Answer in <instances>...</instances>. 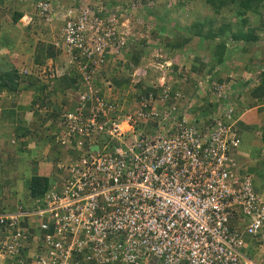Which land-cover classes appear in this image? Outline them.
Segmentation results:
<instances>
[{
    "label": "built area",
    "instance_id": "1",
    "mask_svg": "<svg viewBox=\"0 0 264 264\" xmlns=\"http://www.w3.org/2000/svg\"><path fill=\"white\" fill-rule=\"evenodd\" d=\"M142 3L78 0L59 6V13L49 0L36 4L48 20L64 18L63 51L82 82L76 109L61 115L64 132L56 138L62 144L75 134L88 138L81 156L61 165L58 186L36 201L40 230H47L50 220L54 228L42 237L37 262L259 264L242 262V248L245 236L257 235L264 225V193L254 191L251 174L237 169L231 148L240 138L227 122L232 108L221 104L202 132L186 108L154 106L169 95L163 76L159 98L141 96L133 110L99 96L91 84L105 54L119 53L126 44L130 14ZM170 65L164 60L155 66ZM209 91L222 98L226 86L212 82ZM88 100L92 105L85 115ZM21 215L0 210L1 256L17 253L30 240L20 227ZM233 218L245 222L243 228L233 227Z\"/></svg>",
    "mask_w": 264,
    "mask_h": 264
},
{
    "label": "crops",
    "instance_id": "2",
    "mask_svg": "<svg viewBox=\"0 0 264 264\" xmlns=\"http://www.w3.org/2000/svg\"><path fill=\"white\" fill-rule=\"evenodd\" d=\"M76 1L52 0L58 13L59 6ZM35 2L0 0V66L13 67L18 74L16 87L0 92V210L24 212L20 227L32 236L19 254L0 255V264H38L41 239L54 228L51 220L47 230L39 228L40 218L33 215L37 204L30 196V179L44 176L50 185L58 186L55 182L64 174L61 165L78 158L88 142L79 134L69 144L56 138L64 132L61 115L76 109L82 82L75 63L57 47L64 19L58 14L45 20L36 14ZM156 16L153 10L133 15L132 42L118 57L106 55L97 72L96 88L106 99H119L124 109L133 110L141 96L153 93L159 98L163 88L158 81L164 76L169 95L154 106L187 108L192 124L203 130L221 104L230 106L232 115L227 122L240 138L238 146L231 148L237 169L251 174L254 191L264 193V33L255 43L228 39L224 46H218L219 38H208L215 27L203 32L174 26L168 37L160 28L147 29L146 22L135 26L137 17L147 21ZM164 60L171 64L169 68L153 67L156 61ZM212 82L226 86L225 97L210 93ZM91 105L88 100L85 115ZM79 141L82 148L76 147ZM230 224L241 229L245 222L233 218ZM244 240L242 262L264 264V225L257 235H246Z\"/></svg>",
    "mask_w": 264,
    "mask_h": 264
},
{
    "label": "trees",
    "instance_id": "3",
    "mask_svg": "<svg viewBox=\"0 0 264 264\" xmlns=\"http://www.w3.org/2000/svg\"><path fill=\"white\" fill-rule=\"evenodd\" d=\"M38 1L39 0H36L34 9ZM112 1H116V0H112ZM204 4L208 6L210 9H212V11L216 14L223 12V10H227L231 15H235V17L237 18V21L236 23H234V25H232L230 22L224 23L223 25L216 28V30L213 33H210V35H208L210 41H215L216 38L220 39L217 42L218 46H224V43L227 41V39L233 41L243 40L245 42L255 43L257 40L261 39V36H263L262 33H264V24L261 26L260 23L258 26H254L251 18L252 16H257V18L261 19L260 18L261 13L259 9L260 7H264V0H204ZM35 11L37 13V10ZM17 16L15 17V20L18 19ZM213 28L214 27L212 26L211 29ZM59 42L61 43L58 44L57 46L58 50L64 52L63 50L65 48H63L62 38ZM74 53L78 57L79 54L78 50H74ZM80 57L81 55H79V58ZM81 60L82 62H86V58L84 57H81ZM105 62L106 60H104V62L98 66V70L101 68L102 65H104ZM97 72L96 75L93 76L91 84L93 85L94 89L98 91L99 89L96 88L95 86V82H96L95 80L97 79ZM17 78H18V74L16 69H14L13 67L2 68L0 66V92L13 90L17 85ZM98 95L104 97V95L100 91H98ZM109 100H112V98H109ZM116 100H118L119 103H122L124 105V103L119 99ZM198 130L202 132L204 131L202 128H198ZM66 175L67 174L65 173V176ZM55 183H59V180H57ZM50 184L51 183H49V178L47 177L38 176V175L33 176L30 179V196L36 199L42 198L45 192L50 188L51 186ZM21 249L17 253H13L9 255L19 254V252H21Z\"/></svg>",
    "mask_w": 264,
    "mask_h": 264
},
{
    "label": "rangeland",
    "instance_id": "4",
    "mask_svg": "<svg viewBox=\"0 0 264 264\" xmlns=\"http://www.w3.org/2000/svg\"><path fill=\"white\" fill-rule=\"evenodd\" d=\"M120 1V0H119ZM138 7L133 8L132 11L136 15ZM141 10H153L157 14L155 18H135V26L143 21L147 24L148 28H160L163 36L170 37V31L174 26L193 27L196 31H210L212 26L218 28L224 23L230 22L232 25L236 23L237 18L231 15L227 10H223L216 14L208 6L204 4V0H144L141 5ZM261 16H252V23L254 26H261L264 24V7H260ZM139 12V11H138ZM216 30V29H215ZM142 32H140V35ZM228 38V36H227ZM228 40V39H227ZM187 109V108H186ZM188 111V110H187Z\"/></svg>",
    "mask_w": 264,
    "mask_h": 264
},
{
    "label": "clouds",
    "instance_id": "5",
    "mask_svg": "<svg viewBox=\"0 0 264 264\" xmlns=\"http://www.w3.org/2000/svg\"><path fill=\"white\" fill-rule=\"evenodd\" d=\"M40 1H42V0H39L38 2H40ZM49 1L52 3L51 0H49ZM101 1H102V0H101ZM123 1H124V0H120V1H119V0H116V1L105 0V1H103V2H104V3H105V2H108L110 5H116V4L123 3ZM38 2H37V3H38ZM77 2H78V0L76 1V3H77ZM142 2H144V0H142ZM76 3H74L73 5H75ZM52 4H53V3H52ZM53 6H54V4H53ZM70 6H72V5H70ZM54 7H55V6H54ZM67 7H69V6H67ZM67 7H63V9H65V8H67ZM136 8H137V7H136ZM138 8H139V9H137L138 11L141 10V6L138 7ZM35 10H36V7H35ZM138 11H137V12H138ZM133 12H134V11H132L131 14H130V24H131V27H130V28H131V33H130L129 36H128V39H127L126 44L121 48V50H120L119 53H111V52H110V54H112V55L114 56V58H115V57H118V56H119L118 54L122 53L123 50H126V49H127V46L129 45V42H132V39H131V38H132V36H133V29H134V28H133V15H134V13H133ZM36 14L39 15V16H41V17H43L45 20L50 21V20H48L45 16L40 15V14L38 13V11H37ZM60 17H62V16L60 15L59 18H60ZM62 18H63V17H62ZM52 19H53V18H52ZM52 19H51V20H52ZM63 19H64V18H63ZM64 22H65V20H64ZM143 22H144V21H143ZM143 22H142V23H143ZM64 25H65V23H64ZM62 28H63V27H62ZM60 37H61V34H60ZM60 39H61V38H60ZM108 53H109V52H107V53L105 54V60L107 59V58H106V55H107ZM157 56H158L159 58H163V56H162L161 54H158ZM156 63H160V62H159V61H156ZM170 66H171V65H170ZM170 66H169V67H170ZM153 67H156V66L153 65ZM169 67H168V68H169ZM159 69H164V68H159ZM163 77H164V76H163ZM165 83H166V81H165ZM166 84H167V83H166ZM167 85H168V84H167ZM191 123H192V122H191ZM51 186H53V185H51ZM51 186H50V187H51ZM49 189H50V188H49ZM49 189H48V190H49ZM48 190H47V191H48ZM36 201H37V199H36ZM36 204H37V203H36ZM17 212H18V211H17ZM21 213H22V211H21ZM21 216H22V215H21ZM26 233H27V232H26ZM28 236H29V235H28ZM31 238H32V236H30V239H31Z\"/></svg>",
    "mask_w": 264,
    "mask_h": 264
}]
</instances>
